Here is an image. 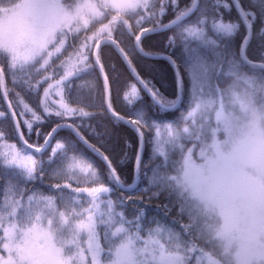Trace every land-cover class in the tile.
Here are the masks:
<instances>
[{"label":"trees","instance_id":"obj_1","mask_svg":"<svg viewBox=\"0 0 264 264\" xmlns=\"http://www.w3.org/2000/svg\"><path fill=\"white\" fill-rule=\"evenodd\" d=\"M24 1L0 0V17L21 11ZM56 1L74 10L82 0ZM105 2L91 1L92 14L59 28L43 46L17 52L0 40V68L25 139L40 147L66 125L42 153L33 151L18 135L0 76V212L12 211L20 198V220L40 213L69 264H95L96 256L99 264H166L163 255H176L174 264H236L218 234L220 208L192 196L178 179L190 150L199 161L201 151L213 153L214 140L228 146L220 105L233 116L245 114L243 105L264 116V0H239L242 11L234 0H198L184 19L142 35L140 46L139 35L186 13L195 0H147L131 9ZM245 19L252 27L246 58ZM105 38L116 40L163 103L115 44L103 42L98 56L112 110L133 125L107 105L95 59ZM168 56L180 72L178 103L179 78ZM120 251L125 263L117 261Z\"/></svg>","mask_w":264,"mask_h":264},{"label":"rangeland","instance_id":"obj_2","mask_svg":"<svg viewBox=\"0 0 264 264\" xmlns=\"http://www.w3.org/2000/svg\"><path fill=\"white\" fill-rule=\"evenodd\" d=\"M91 1L82 0L71 10L56 0H25L21 11L0 17V40L17 52L43 46L59 28L92 14ZM109 1L131 9L147 0ZM243 110V116H233L219 106L217 120L227 132L228 146L214 140L213 153L201 151L199 161L190 150L178 181L195 198L220 208L218 234L226 249L234 251L236 264H252L264 261V116L256 107L243 105ZM24 209L18 198L12 211L0 212V264H69L49 220L44 222L35 211L32 218L21 221ZM127 257L120 251L117 261ZM162 257L166 264L177 259L176 255ZM94 263L99 264L97 256Z\"/></svg>","mask_w":264,"mask_h":264},{"label":"water","instance_id":"obj_3","mask_svg":"<svg viewBox=\"0 0 264 264\" xmlns=\"http://www.w3.org/2000/svg\"><path fill=\"white\" fill-rule=\"evenodd\" d=\"M237 4V7L239 8L240 11H242L241 9V4L239 2V0H234ZM197 3H198V0H195L194 2V5L192 6V8L187 11L186 13L182 14L181 16L177 17L176 19H174L173 21L167 23V24H164V25H161V26H158V27H155L153 29H149L147 31H144L141 35H139V37L137 38V44L138 46H140V39L142 37V35H144L146 32L148 31H157V30H162V29H166L168 27H171L172 25H174L175 23L179 22L180 20L184 19L185 17H187L189 14H191L194 9L196 8L197 6ZM243 13V12H242ZM244 15V14H243ZM246 20V23H247V26H248V29H249V34L248 36L246 37L244 43H243V46H242V55L246 58V46H247V43L249 41V38L251 36V32H252V27H251V24ZM105 41H112L115 46L117 47L118 51L121 53V55L123 56V58L126 60L127 64L129 65V67L132 69V71L135 73V75L137 76L138 80L140 81V83L145 87V89L151 94V96L154 98V100L156 102H158L160 105H163V103L158 99V97L154 94V92L147 86V84L141 79V77L139 76L137 70L135 69V67L133 66L132 62L130 61L129 57L127 56V54L125 53V51L118 46L116 40L112 39V38H105V39H102L96 46V50H95V59L97 61V64L101 70V73L103 75V78H104V81L106 83V93H107V105L109 107V109L112 111V113L117 116L118 118L120 119H123L129 123H131L130 121H128L126 118L116 114L113 110H112V107H111V98H110V87H109V83H108V79H107V76L105 74V71H104V68L100 62V59H99V56H98V52H99V48L101 46V44ZM149 56H152V57H156V55L154 54H148ZM171 60V62L173 63L176 71H177V75H178V78H179V84H180V95H179V98H178V101L177 103L179 102V100L181 99V78H180V72H179V69L175 63V61L172 59L171 56H168ZM264 65V64H262ZM0 76H1V84H2V91H3V95L5 97V100H6V103L9 107V110H10V113L12 114V117L14 119V122H15V125H16V129H17V132H18V135L21 139V141L27 145L29 148H31L33 151L37 152V153H42L46 147L48 146L52 136L54 135V133L57 131V129L61 128V126H66V125H59L57 127H55L51 133L48 135L44 145L42 147H36V146H33L31 145L24 137L23 135V131H22V128H21V125H20V122H19V119L16 115V112L11 104V101L8 97V94H7V91H6V84H5V78H4V75H3V72L0 68ZM133 125V123H131ZM69 125V124H68ZM69 127H72L71 125H69ZM73 130L75 131V133L78 135V137L84 142L86 143L89 147H91V144L77 131V129L75 127H72ZM140 141H141V144H140V151H139V155H138V159H137V168L139 167V164H140V160H141V157H142V152H143V148H144V137L143 135L140 133ZM92 148V147H91ZM98 155H100L105 161L106 163L108 164V166L110 167L115 179L117 180V182L120 184V185H123L114 169V167L111 165L110 161L108 160V158L98 152L97 150H94Z\"/></svg>","mask_w":264,"mask_h":264}]
</instances>
